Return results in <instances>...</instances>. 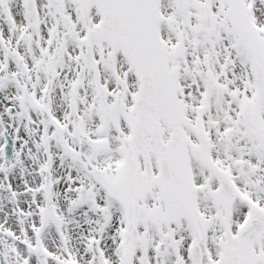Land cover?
Returning a JSON list of instances; mask_svg holds the SVG:
<instances>
[{
	"label": "snow or ice",
	"instance_id": "snow-or-ice-1",
	"mask_svg": "<svg viewBox=\"0 0 264 264\" xmlns=\"http://www.w3.org/2000/svg\"><path fill=\"white\" fill-rule=\"evenodd\" d=\"M0 264H264V0H0Z\"/></svg>",
	"mask_w": 264,
	"mask_h": 264
}]
</instances>
